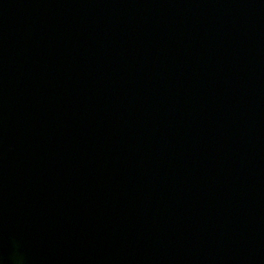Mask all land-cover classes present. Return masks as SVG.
Listing matches in <instances>:
<instances>
[{"label":"water","instance_id":"water-1","mask_svg":"<svg viewBox=\"0 0 264 264\" xmlns=\"http://www.w3.org/2000/svg\"><path fill=\"white\" fill-rule=\"evenodd\" d=\"M0 264H264V0H0Z\"/></svg>","mask_w":264,"mask_h":264}]
</instances>
